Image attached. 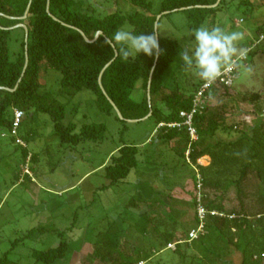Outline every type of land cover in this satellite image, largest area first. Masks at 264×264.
<instances>
[{"label": "trees", "instance_id": "obj_1", "mask_svg": "<svg viewBox=\"0 0 264 264\" xmlns=\"http://www.w3.org/2000/svg\"><path fill=\"white\" fill-rule=\"evenodd\" d=\"M128 2L135 8L134 12L122 14L117 10L101 16L87 0H0V132L8 130L13 136L12 141L21 147L24 160L21 170L26 166L32 172V175L28 172L22 175L29 181L33 178L31 164L36 161V154L27 149V139L19 135L18 129L26 113L31 110L50 117L53 134L58 136L62 144L98 142L105 137L103 124H83L75 133L73 124L62 123L64 106L56 95L44 90L46 85L39 82L42 67L59 74V95L72 97L88 90L94 95L100 111L108 115L114 112L115 118L123 123L127 120L141 121L151 111L148 118H153L156 125L151 142L171 146L183 164L192 169L190 178L193 186L196 184V172L200 175L201 203L208 212L204 221V233L188 242L189 231L199 223L195 210L196 198L192 203L194 224L189 227L172 213H160L154 202L166 205L163 199L153 198V195H148V198L139 195L138 198H131L128 206L135 208L138 200L146 203L145 209L137 214L133 230L139 235L135 238L141 244L146 242L148 247L140 245L135 254L131 253L127 244L120 243L119 238L124 234L122 227L112 222L104 231L98 232V237L92 242L96 258L102 264H146L152 257L168 250L174 257L169 264H233L231 258L235 255L240 257L239 264H262L264 192L256 193L260 206L255 213L250 211L246 200L250 196L248 187L252 178L264 181V117L256 118L255 123L247 130H238L236 126L226 123L222 107H208L193 117L198 135L194 142L189 141L185 129L167 126L157 128L160 123L180 121L179 113L190 111L193 98L204 82L197 78L181 87L175 81L171 85L164 81L167 70L179 52V45L175 40L159 36L161 52L156 62V56L149 57L143 53L135 59L125 60L118 53L120 46L111 41L115 31L124 25H128L136 34H151L158 15L163 17L179 11L187 13L190 29L193 30L204 25L207 20L214 21L222 0L216 7L212 6L217 0H162L156 12L149 0ZM28 5V15L21 19ZM239 5L255 6L250 0H240ZM164 12L168 13L163 14ZM18 24L24 25L25 29L17 27L22 34L14 40L16 46L11 50V34L16 29L13 26ZM262 31L264 24L256 26L252 39L240 44L248 49L246 58L242 61L244 64H250L258 54L264 55V40L255 43ZM97 33L99 35L93 42H86L83 38L85 36L92 41ZM26 55L27 65L24 70ZM108 63L110 64L102 72L99 84L101 71ZM152 68L149 107L147 86ZM237 73L238 78L239 67ZM138 82H141L143 97L134 102L131 94ZM262 84L264 88V79ZM231 88L212 87V98L228 95ZM243 98L253 102L260 99V94L254 93ZM114 107L122 119L117 116ZM15 109L21 111L23 117L13 133ZM218 134L229 138H216ZM212 138L215 139L214 143H209L208 139ZM139 152L136 145L123 144L119 147L109 157L108 163L101 165L104 177L109 181L103 188L124 182L138 166ZM205 156L210 158L209 164L199 165L198 160L203 164ZM16 179L20 180L19 176ZM231 188L235 190L238 208L228 211L224 195ZM210 193L220 195L218 198H211ZM153 210L156 212H152ZM212 211L217 215H211ZM38 230L47 231L48 228ZM33 232L31 230L25 236L29 237ZM56 233L62 238L56 247L32 250L30 254L34 259L33 264H55L66 257L69 246L63 239L65 231ZM130 237L126 235L125 241L129 242ZM170 244H174L173 249L168 248ZM158 260L162 261L161 258ZM0 264L20 263L10 260L5 253L0 257Z\"/></svg>", "mask_w": 264, "mask_h": 264}, {"label": "rangeland", "instance_id": "obj_2", "mask_svg": "<svg viewBox=\"0 0 264 264\" xmlns=\"http://www.w3.org/2000/svg\"><path fill=\"white\" fill-rule=\"evenodd\" d=\"M87 1L95 6L101 16L117 10L122 14L135 11L128 0ZM149 1L153 11H158L162 0ZM239 1L222 0L214 21L207 20L204 25H219L229 32L241 31L245 38L240 44H244L255 35L256 26L264 24V0H250L255 6L239 5ZM158 25L160 37L175 40L179 45V52L167 70L164 81L169 85L175 81L181 87L185 86L198 78L184 67L180 59V53L194 39L187 13L179 11L163 16ZM14 27L16 29L11 34L9 44L11 50L16 46L14 40L22 34L17 25ZM239 64V77L229 94L211 98L206 104L209 108L222 107L226 123L245 131L255 123L256 118L264 117V55L254 56L250 64H244L241 60ZM248 66L252 68L251 74L245 72ZM58 80L57 72L41 68L40 84L46 85L44 90L56 95L64 106L62 123L73 124L75 133L83 124H103L105 137L98 142L62 144L53 134L50 117L31 110L26 113L18 129L19 135L27 139V149L36 154V161L31 164L33 178L29 181L22 175L27 172L32 175V172L26 166L21 170L24 161L21 147L12 141L13 136L8 130L0 132V257L6 253L12 261L33 264L32 250L56 247L62 239L56 232L65 231L63 239L67 241L69 249L66 257L55 264H102L95 256L92 242L98 237V232L104 231L112 222L124 231L119 238L120 243L127 244L131 253L135 254L140 245L148 247L146 242L141 244L135 238L139 235L133 230L137 214L145 209L146 203L138 200L135 208L128 206L130 199L139 195L163 199L166 205L154 202L162 215L172 213L182 224L192 226V203L197 196L190 178L192 169L183 164L170 145L151 142L156 129L154 119L123 123L115 118L114 112L108 115L100 111L94 95L88 90L72 97L59 95ZM254 93L260 94L259 100H244V96ZM142 97L143 89L141 82H138L131 99L138 102ZM216 138L227 140L229 137L218 134ZM214 141L213 138L208 139L209 143ZM123 144L139 147V164L124 182L103 188L109 181L104 177L101 165L107 164L109 157ZM208 162L205 160L202 164L198 160L202 166H207ZM260 191L264 192V181L252 178L246 203L253 213L260 206L256 198V193ZM219 195L210 193L211 198H218ZM224 200L228 211L238 208L233 188L225 193ZM42 227L48 230H38ZM31 230H34L33 234L26 237ZM126 235L131 236L129 242L124 239ZM172 256V252L165 250L146 264H169L174 258ZM160 258L161 262L158 260ZM231 259L233 264L240 263L238 255Z\"/></svg>", "mask_w": 264, "mask_h": 264}, {"label": "clouds", "instance_id": "obj_3", "mask_svg": "<svg viewBox=\"0 0 264 264\" xmlns=\"http://www.w3.org/2000/svg\"><path fill=\"white\" fill-rule=\"evenodd\" d=\"M160 33L159 25L153 27L151 34H136L130 27H121L115 31L111 41L120 46L118 53L125 60L135 59L141 53L158 58ZM192 37L193 41L180 53V59L187 70L209 87L240 67L239 61L248 52V49L240 47L245 38L243 32H229L219 25L208 27L202 24L192 30ZM245 72L251 74V66L245 68Z\"/></svg>", "mask_w": 264, "mask_h": 264}, {"label": "built area", "instance_id": "obj_4", "mask_svg": "<svg viewBox=\"0 0 264 264\" xmlns=\"http://www.w3.org/2000/svg\"><path fill=\"white\" fill-rule=\"evenodd\" d=\"M264 40V31H262L259 36L258 40L255 41V43ZM246 57L241 59V61H244ZM237 68L232 71L229 75L225 77L219 78L215 83H213L210 87L206 86L205 83H203L197 90L193 101H192V107L190 111H181L179 113L180 116V121H175L172 123H160L157 125V128L167 126L168 128H177L179 130L185 129L186 133L189 136V141L194 142L197 140L198 135L197 131L193 125V117L196 113H201L204 109L208 108V105L206 104L209 102V99L212 98V87H220V86H225L227 88H231L235 79L237 78ZM208 93V94H207ZM23 117V113L19 110H14V120H13V133L18 128L19 122L21 118ZM18 143L21 145H24L22 141L17 140ZM186 156H188V152L186 153ZM196 184H194V188L197 191V196L196 198V215L198 218V225L195 229H191L188 233V242H191L192 240H195L198 238L199 234L204 233V221L207 215V210L201 203V195H200V190H201V182H200V175L196 172ZM211 215H217L216 212L212 211L210 212ZM174 248V244L168 245V248Z\"/></svg>", "mask_w": 264, "mask_h": 264}, {"label": "water", "instance_id": "obj_5", "mask_svg": "<svg viewBox=\"0 0 264 264\" xmlns=\"http://www.w3.org/2000/svg\"><path fill=\"white\" fill-rule=\"evenodd\" d=\"M219 2H220V0H217L216 4H215L214 6H212V7H216V6L218 5ZM29 5H30V3H29ZM29 5H28V7H27V9H26V11H25V13H24V15H23V17H22L21 19H25V18L27 17V15H28V10H29ZM47 11H48V2H47ZM167 13H168V12H164L163 14H167ZM160 17H161V15H158V16H157V18H156V22H155L154 26H155V25H158V20L160 19ZM17 27H22V28L25 29V26L22 25V24L17 25ZM14 28H15V27H14ZM98 35H99V33L96 34L95 38H94L92 41H89L85 36H83V38H84V40H85L86 42H93L94 40L97 39ZM26 41H27V31L25 30V42H26ZM25 49H26V46H25ZM156 60H157V57H156V59H155V62H156ZM109 64H110V63H108V64L104 67V69L101 71V74H100V76H99V80H98V81H99V84H100V80H101L102 72L108 67ZM26 65H27V55H26V61H25V67H24V70H25V68H26ZM152 72H153V68H152V70H151V73H150V76H149V81H148V86H147V98H148V104H149V107H150L149 86H150V80H151ZM114 110H115L117 116H118L120 119H122L121 114L119 113V111H118L115 107H114ZM150 116H151V111L148 113V115H147L144 119H147V118L150 117ZM127 121H128V122H137V120H127Z\"/></svg>", "mask_w": 264, "mask_h": 264}, {"label": "crops", "instance_id": "obj_6", "mask_svg": "<svg viewBox=\"0 0 264 264\" xmlns=\"http://www.w3.org/2000/svg\"><path fill=\"white\" fill-rule=\"evenodd\" d=\"M204 158H205V160H209V162H210V158L208 156H205ZM209 162H208V164H209Z\"/></svg>", "mask_w": 264, "mask_h": 264}]
</instances>
